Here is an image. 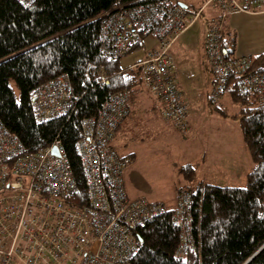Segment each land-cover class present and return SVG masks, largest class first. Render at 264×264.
<instances>
[{
  "label": "built area",
  "instance_id": "1",
  "mask_svg": "<svg viewBox=\"0 0 264 264\" xmlns=\"http://www.w3.org/2000/svg\"><path fill=\"white\" fill-rule=\"evenodd\" d=\"M207 9L211 16L203 46L214 75L210 101H218L229 75L235 73L239 94L254 93L264 104V71L249 69L251 56H226L222 41L231 13L264 11V0H201L198 6L174 0H119L99 14L100 49L108 57L124 54L143 43L145 36L157 39L132 67L144 87L163 101L164 117L183 132L190 127L188 103L170 47ZM35 92L32 110L38 121L65 115L76 101L67 73L49 79ZM125 100L124 92L111 95L84 120L83 134L75 143L85 178L86 203L80 207L68 201L78 185L60 140L30 151L0 120V264H135L141 245L136 226L167 209L180 230L175 255L193 250L189 190L181 189L176 205L167 208L158 201L131 197L125 189L122 174L128 158L111 146L114 131L128 112ZM54 145L59 154L52 150Z\"/></svg>",
  "mask_w": 264,
  "mask_h": 264
},
{
  "label": "trees",
  "instance_id": "2",
  "mask_svg": "<svg viewBox=\"0 0 264 264\" xmlns=\"http://www.w3.org/2000/svg\"><path fill=\"white\" fill-rule=\"evenodd\" d=\"M174 1L195 6L201 2ZM118 2L0 0V120L30 151L48 146L57 138L60 140L78 185L77 193L68 197L74 207L86 203L82 163L75 150V143L83 134L84 120L95 115L107 97L126 93L128 112L118 123L114 138L118 126L130 114V102L141 88H146L137 69L121 67L119 56L108 57L100 49L99 14ZM222 41L227 47L226 56L236 54V33L226 23ZM248 56L252 57L251 71H264V51ZM61 73L68 74L76 101L65 115L38 121L32 110L34 92ZM235 78V73L229 75L226 90L215 107L226 113L220 103L224 93H228L236 105L234 115L239 119L243 140L252 158L246 184L195 181V165L185 163L181 172L187 182L178 186L177 191L187 189L191 193L193 250L175 255L180 230L172 223L171 210L167 209L136 226L141 245L135 264H243L257 249L246 264H264V104L259 103L254 93L239 94ZM12 80L19 97L11 85ZM156 96L162 102L163 114V101ZM208 100L212 103L209 92ZM113 138L111 146L115 152L128 158L123 168L124 177V170L133 158L119 153Z\"/></svg>",
  "mask_w": 264,
  "mask_h": 264
},
{
  "label": "rangeland",
  "instance_id": "3",
  "mask_svg": "<svg viewBox=\"0 0 264 264\" xmlns=\"http://www.w3.org/2000/svg\"><path fill=\"white\" fill-rule=\"evenodd\" d=\"M187 2H197L198 0H186ZM211 16L210 9H207L197 18L178 38L172 43L170 52L173 54L178 70L193 73L195 76L191 80H202V77L207 72V67L210 68L204 54L203 41L206 35L207 18ZM232 23L241 32V37L235 45L234 53L241 54H257L264 51V13L258 15L251 14H234L229 17ZM227 20V19H226ZM226 23V21H225ZM236 28V29H237ZM157 39L153 36H148L144 39V43L134 47L124 54L119 56V64L121 67L128 69L134 63L145 56L146 49L155 46ZM212 72V71H211ZM212 73V77H213ZM214 78V77H213ZM213 84V83H212ZM211 84V86H212ZM16 95L19 97V91L15 81H11ZM210 86V88H211ZM210 91V89H209ZM208 91V92H209ZM140 94L148 96L153 92L140 89ZM158 100H156V103ZM208 107L212 109L216 115L205 120L206 125L200 133H194L192 129L187 132H182L176 128L171 122L163 118L157 111L150 116L148 112L150 101H145L142 98L137 101L136 109L141 115L139 117L143 127V137L139 139L138 157L136 158V185L135 188L141 193L139 196L151 200H162L165 202V207L170 208V202L175 195V188L181 186L185 181L181 166L187 163L188 160L198 158L197 150L200 147H210L213 145V139H216V146L221 142L227 141L224 137L232 140L235 139V127L238 128V136L241 133V125L238 117L233 116L236 105L230 102H225L224 108L228 107L229 115H223L220 110L215 107V103H210L205 100ZM218 110V111H217ZM210 132L209 141L206 139ZM242 135V133H241ZM205 139V142H204ZM221 139V142L219 141ZM218 143V144H217ZM244 148H237V155L241 157L243 168L239 167L241 172L250 170L252 160L249 150L242 141ZM138 159V160H137ZM211 162V161H210ZM207 161V165L210 163ZM210 169L211 166H210ZM246 175L241 178L240 175L231 183L232 185H245ZM197 180V178H196ZM130 183H128L129 185ZM180 191V190H179ZM177 191V199L178 193ZM138 196V197H139ZM176 199V202H177ZM159 202V201H158ZM176 203L174 204V206ZM171 206V207H174Z\"/></svg>",
  "mask_w": 264,
  "mask_h": 264
},
{
  "label": "crops",
  "instance_id": "4",
  "mask_svg": "<svg viewBox=\"0 0 264 264\" xmlns=\"http://www.w3.org/2000/svg\"><path fill=\"white\" fill-rule=\"evenodd\" d=\"M237 13L258 15L264 13V11H257V12L236 11L231 13L227 17L226 20L227 26L236 33V43L238 41V38L241 37V32L240 30H238L237 27L234 26V24L232 23V19H230L229 17ZM178 65L179 64L177 63V78L183 98L188 103V121L190 125V130L192 129L194 133H200L201 130L205 129L203 125H206V122L205 120H203V118H206L208 115L210 117H214L216 115V113L212 109H210L207 103L205 102V100L209 102L208 91L210 89L211 84L213 83L214 76L212 77L211 69L207 67L208 68L207 72L205 71L201 81L191 80L190 78L195 76L193 73L191 75L192 71L188 73L183 70L181 71L180 66L178 70ZM144 90H148V92L150 91L147 88H144ZM141 98L147 102L148 101L151 102V104L149 105V109L151 111L148 112L147 116L152 115L154 113L153 111H157L155 108H157L158 105L160 104L159 107L157 108L158 112L163 118H165L161 113L162 102L158 99V97L155 94L152 95L149 94L148 96L141 95L139 90L136 98L132 102H130L131 110L129 116L125 118L117 128L115 137L113 138V144L116 146L119 153L129 154L133 158L132 161L129 163V165L126 166L124 170L126 190L128 194L132 197H138L139 193H141V191L135 188V186H137L136 185L137 171L135 167L137 162L136 158L138 157V150H139L137 143H139L138 140L142 139L143 137V131H142L143 124L139 120L141 114L137 112L136 103ZM156 100H158L157 102L158 105L156 103ZM225 102H230L231 104H234L228 93H224L221 97L220 103L224 104ZM224 109L226 110V113H222L221 111L220 113L223 115H229L230 113L228 111V107ZM233 116L235 115L233 114ZM165 119L172 123V121H170L169 119L167 118ZM234 131L236 133V137L234 140H232V138L228 139L224 137L222 139H227V141L221 142L220 139L219 140L221 142L220 145L217 143L218 146H216L215 143L216 139H213L212 142L214 143L212 146L200 147L197 150L198 152L197 159L194 158V160L187 161L195 165L196 178H197V180L195 178V181H205L220 185H232L231 183H233L236 180V177L238 175H240L241 178H243L245 175L247 176L249 170L247 171L243 170V172H241L238 167L241 166L243 168V165H241L242 164L241 157H238L237 155L238 146L244 148L242 143V141H244L243 134L241 135L242 130L239 136H238V128L236 129L235 127ZM210 132L211 131H208V136L206 138L208 141H209ZM207 161L209 162L211 161V162L207 165ZM210 166L212 169H210ZM186 182H184L182 185H184ZM128 183L130 184L128 185ZM177 188L178 186L175 188V195L173 196V199L169 203L170 207L174 206V204L176 203ZM151 201H159L165 204V202L162 200H151Z\"/></svg>",
  "mask_w": 264,
  "mask_h": 264
},
{
  "label": "water",
  "instance_id": "5",
  "mask_svg": "<svg viewBox=\"0 0 264 264\" xmlns=\"http://www.w3.org/2000/svg\"><path fill=\"white\" fill-rule=\"evenodd\" d=\"M179 3L180 4H182V5H186V3L184 2V1H179ZM52 150L56 153V154H59V150H58V147H57V145H54L53 147H52ZM259 249H257V251H258ZM257 251H255L243 264H246L248 261H249V259L250 258H252L254 255H255V253L257 252Z\"/></svg>",
  "mask_w": 264,
  "mask_h": 264
}]
</instances>
